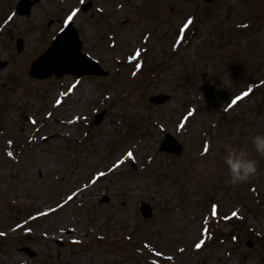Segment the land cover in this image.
I'll use <instances>...</instances> for the list:
<instances>
[{
	"label": "rangeland",
	"instance_id": "obj_1",
	"mask_svg": "<svg viewBox=\"0 0 264 264\" xmlns=\"http://www.w3.org/2000/svg\"><path fill=\"white\" fill-rule=\"evenodd\" d=\"M19 1L0 0V264H264V0ZM68 20L109 77L29 76ZM229 147L258 162L245 183Z\"/></svg>",
	"mask_w": 264,
	"mask_h": 264
},
{
	"label": "water",
	"instance_id": "obj_2",
	"mask_svg": "<svg viewBox=\"0 0 264 264\" xmlns=\"http://www.w3.org/2000/svg\"><path fill=\"white\" fill-rule=\"evenodd\" d=\"M38 1L39 0H23L18 7V11L21 14L30 15L32 6ZM206 1L211 3L213 0ZM90 7L91 4H87L83 7V10L87 11ZM81 46L82 44L78 39L77 31L72 25H70L58 36L51 48L35 63L33 73L41 78H48L53 74L62 77L67 73H75L80 76L85 74L106 76L107 73L104 72L95 61L81 53ZM47 62H49L50 65L47 69L43 70L44 67L36 68V66H42ZM168 100H170V97L164 95L151 99L155 104H163ZM167 139L171 140L172 144H174L172 138L167 137ZM172 144L166 142V145L164 144L163 148L170 152H175L177 154L180 153L181 147L176 146L175 148ZM142 212L145 218H148L151 215L150 208L147 205L142 206Z\"/></svg>",
	"mask_w": 264,
	"mask_h": 264
},
{
	"label": "clouds",
	"instance_id": "obj_3",
	"mask_svg": "<svg viewBox=\"0 0 264 264\" xmlns=\"http://www.w3.org/2000/svg\"><path fill=\"white\" fill-rule=\"evenodd\" d=\"M251 143L257 156L264 158V133L254 135ZM224 163L228 169L229 182L233 185L245 183L257 174V160L247 158L243 151L237 152L229 147Z\"/></svg>",
	"mask_w": 264,
	"mask_h": 264
},
{
	"label": "snow or ice",
	"instance_id": "obj_4",
	"mask_svg": "<svg viewBox=\"0 0 264 264\" xmlns=\"http://www.w3.org/2000/svg\"><path fill=\"white\" fill-rule=\"evenodd\" d=\"M69 19H71V17H69ZM186 27H187V25H186ZM138 67H139V65H138ZM130 155V154H129ZM71 199V198H70ZM233 215L235 216L236 215V213H233ZM197 247L199 248L200 247V245H197Z\"/></svg>",
	"mask_w": 264,
	"mask_h": 264
},
{
	"label": "trees",
	"instance_id": "obj_5",
	"mask_svg": "<svg viewBox=\"0 0 264 264\" xmlns=\"http://www.w3.org/2000/svg\"><path fill=\"white\" fill-rule=\"evenodd\" d=\"M186 81H188V78H187V80Z\"/></svg>",
	"mask_w": 264,
	"mask_h": 264
}]
</instances>
